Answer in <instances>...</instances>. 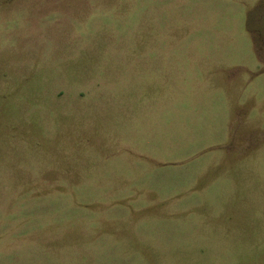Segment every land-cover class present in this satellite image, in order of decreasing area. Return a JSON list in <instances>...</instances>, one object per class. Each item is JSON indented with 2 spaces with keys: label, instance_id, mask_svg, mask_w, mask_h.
<instances>
[{
  "label": "rangeland",
  "instance_id": "rangeland-1",
  "mask_svg": "<svg viewBox=\"0 0 264 264\" xmlns=\"http://www.w3.org/2000/svg\"><path fill=\"white\" fill-rule=\"evenodd\" d=\"M0 264H264V0H0Z\"/></svg>",
  "mask_w": 264,
  "mask_h": 264
}]
</instances>
